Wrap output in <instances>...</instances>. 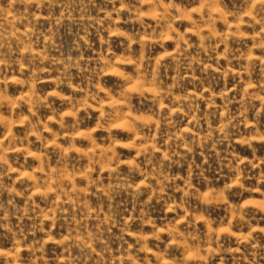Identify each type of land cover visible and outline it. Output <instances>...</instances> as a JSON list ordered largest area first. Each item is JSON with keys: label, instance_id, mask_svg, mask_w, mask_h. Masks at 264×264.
Here are the masks:
<instances>
[{"label": "rangeland", "instance_id": "374dc122", "mask_svg": "<svg viewBox=\"0 0 264 264\" xmlns=\"http://www.w3.org/2000/svg\"><path fill=\"white\" fill-rule=\"evenodd\" d=\"M0 264H264V0H0Z\"/></svg>", "mask_w": 264, "mask_h": 264}]
</instances>
